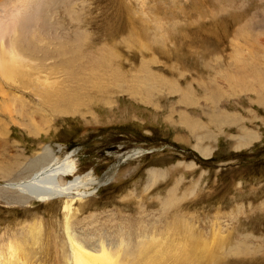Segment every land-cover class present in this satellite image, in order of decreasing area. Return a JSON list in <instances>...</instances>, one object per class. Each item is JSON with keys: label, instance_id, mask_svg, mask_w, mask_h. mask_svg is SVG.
<instances>
[{"label": "rangeland", "instance_id": "rangeland-1", "mask_svg": "<svg viewBox=\"0 0 264 264\" xmlns=\"http://www.w3.org/2000/svg\"><path fill=\"white\" fill-rule=\"evenodd\" d=\"M0 13L2 46L28 48L25 78L0 76V243L32 232L28 264H71L68 220L120 264H264V0H0ZM45 148L74 158L79 189L115 171L66 215V198L13 186Z\"/></svg>", "mask_w": 264, "mask_h": 264}, {"label": "bare ground", "instance_id": "bare-ground-1", "mask_svg": "<svg viewBox=\"0 0 264 264\" xmlns=\"http://www.w3.org/2000/svg\"><path fill=\"white\" fill-rule=\"evenodd\" d=\"M2 24L3 25L0 24V76L6 82L10 81L14 83L15 80L18 79L20 80L25 78L26 72L24 68H27V66L25 65L26 55L23 53L25 52V50L27 51L28 48L24 49L23 46L19 47V45H21L22 43L20 40L17 42L15 41L16 43L12 42V45L10 46H2L4 40L6 39L5 37L7 33L10 31L9 27L6 26V23L2 22ZM24 45L26 46V42ZM27 58L30 57L28 56ZM31 65L32 64H30V66ZM23 82L25 83V81ZM152 86L153 84L151 82L149 81L145 82V88L147 91H149V89H151ZM4 95L5 94L1 93L2 98H4ZM41 96L44 97V95ZM61 98L63 99L62 96ZM69 108L65 107L64 110H68ZM74 151L76 152L77 150ZM136 154H130V156H135ZM39 156H40L39 158L33 159L30 162L29 164L30 167L31 168L35 167V164L38 162H46V163L40 166V168L37 171H35L28 179L21 180L17 183H13V186L14 188H17L19 191H21L22 194H27L23 196L26 197L25 198L26 200L29 198L36 201H48L49 203L47 204V206H49L51 203L56 202L57 200L55 199L57 198H66L63 202V205L61 206L63 210L66 212V215H68V212L72 209L71 202L73 200L72 199L73 197H76L77 200H82L85 197H88V194L93 192L91 191L92 189L95 190L100 185L106 184L112 178L113 173L115 171L114 167L109 166L106 168V172L101 178L92 175L90 177V175L87 173L90 177L89 181H91L96 187L92 188L91 190H84V189H79L77 187V186L81 187L82 179L84 180V178H81V175H76L77 166L74 162V158L70 159V156L66 155L64 159L58 160V158L53 157V155H51V151L48 148H45L44 151ZM66 174H70L73 178L72 180L63 182L61 180V177ZM85 181H83L84 184ZM89 181L88 183H90ZM71 192L74 193L76 196L71 195L70 194ZM52 206H54L55 208L54 204H52ZM65 232L66 235L68 236L69 242L71 243V247H70L71 264H120L119 263L120 253L118 252L116 253L114 252V250L105 246L103 240L97 241V243L94 245L88 244L87 241L89 240L87 239L86 241L80 240L77 237V235L72 234L71 225L68 220L66 221ZM30 233H31L30 235L15 234L11 238H8V240L5 241L4 243L3 242L0 243V264H22L21 262L23 261H24L23 264H28V262L31 263V261H34L32 257L35 255L34 249L37 240H36V235L35 234L33 235L32 232ZM188 237L186 238L187 241L190 242L193 246L195 245L194 248L196 247V245L200 246L199 243L196 242L197 238H194L192 236H188ZM191 238H194V241ZM121 243H123V247L124 245H127V243L124 242ZM148 247H149L148 242H146V244L141 243V248L138 250V252L145 250ZM150 264H156V263L151 262Z\"/></svg>", "mask_w": 264, "mask_h": 264}]
</instances>
